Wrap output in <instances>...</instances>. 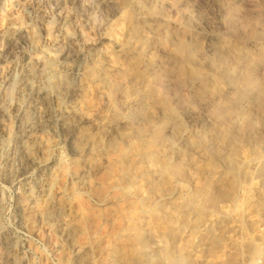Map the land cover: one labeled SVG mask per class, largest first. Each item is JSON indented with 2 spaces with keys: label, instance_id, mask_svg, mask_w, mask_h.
Segmentation results:
<instances>
[{
  "label": "rangeland",
  "instance_id": "rangeland-1",
  "mask_svg": "<svg viewBox=\"0 0 264 264\" xmlns=\"http://www.w3.org/2000/svg\"><path fill=\"white\" fill-rule=\"evenodd\" d=\"M0 264H264V0H0Z\"/></svg>",
  "mask_w": 264,
  "mask_h": 264
},
{
  "label": "bare ground",
  "instance_id": "bare-ground-1",
  "mask_svg": "<svg viewBox=\"0 0 264 264\" xmlns=\"http://www.w3.org/2000/svg\"><path fill=\"white\" fill-rule=\"evenodd\" d=\"M28 86H30L28 84ZM30 90H31V95L33 97V102L37 105V104H40V98L42 97V92L41 90H35L33 89L32 87H30ZM45 95V94H44ZM49 98L53 99L54 96H52L51 94H49ZM50 120L52 119V116L50 114H48Z\"/></svg>",
  "mask_w": 264,
  "mask_h": 264
}]
</instances>
